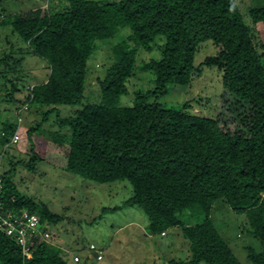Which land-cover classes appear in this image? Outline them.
Returning a JSON list of instances; mask_svg holds the SVG:
<instances>
[{
    "label": "trees",
    "instance_id": "trees-1",
    "mask_svg": "<svg viewBox=\"0 0 264 264\" xmlns=\"http://www.w3.org/2000/svg\"><path fill=\"white\" fill-rule=\"evenodd\" d=\"M66 1L55 12L37 8L2 20L48 64L50 75L33 86L30 96L15 101L19 88L11 82L13 109L0 114V150L18 126L17 115L8 111L16 113L29 102L51 107L46 119L60 107L85 104L58 119L68 132L59 134L67 152L64 169L101 185L128 182L132 196L124 205L145 214L142 224L150 234L181 229L189 243L188 258L162 264H264V53L237 1ZM250 16L254 24L264 25V7L251 9ZM208 42L216 52L196 65L200 46ZM101 45L114 61L99 79L100 102L84 103L88 62ZM5 58L0 61L11 69ZM207 67L216 68L227 92L249 107L240 130L225 131L217 119L190 108H164L157 101L169 85L189 86ZM138 74L152 87L142 86L131 95L128 84ZM1 76L8 75L1 71ZM124 97L132 103L124 104ZM34 133L28 131L33 153L29 172L46 159L37 150ZM14 172L4 170L6 206L37 214L49 229L61 223L63 216L20 193L12 181ZM218 202L244 214L250 237L259 242L257 248L245 247V263L213 221ZM116 209L120 207L104 212ZM0 258L3 264H69L63 248L52 241L37 243L27 258L2 234Z\"/></svg>",
    "mask_w": 264,
    "mask_h": 264
},
{
    "label": "rangeland",
    "instance_id": "rangeland-1",
    "mask_svg": "<svg viewBox=\"0 0 264 264\" xmlns=\"http://www.w3.org/2000/svg\"><path fill=\"white\" fill-rule=\"evenodd\" d=\"M236 1L243 21L249 25L254 41L264 53V25L254 24L250 16L251 9L264 7V0ZM66 5V0H0V60L6 57L11 65V69H8L0 61V114L4 113V108L13 107L8 95L13 91L12 81L19 88L14 91L15 101L30 96L33 86L43 83L50 75L48 64L32 54L19 34L12 33L10 27L2 26V20L37 8L55 12ZM15 47L22 48V52H14ZM215 52L216 48L211 42L202 44L195 64L200 65ZM10 55L13 58L8 57ZM113 61V56L103 45L91 56L84 103L100 102L99 79ZM1 71L9 77L3 78ZM221 81L220 72L216 68L207 67L202 74L193 76L189 86L169 85L167 94L159 96L157 101L164 108H190L196 114L217 119L223 130L235 132L243 128L242 118L249 107L229 94ZM142 86L149 88L152 84L140 74L133 76L128 84L130 94L133 95ZM129 97L123 98L124 104L132 103ZM83 105L60 107L58 112H53L45 119L51 107L29 104V109L23 115L22 140L18 146L9 150L7 156L11 153V157H6L4 162L6 173L15 168L12 181L21 194L46 204L53 213L63 216L61 223L50 226L53 236L50 241L63 248L69 264H77L75 256L81 258L78 264H162L164 260L187 259L190 254L189 243L181 229L168 230L165 234L154 236L142 224L146 218L142 216L145 214L137 207L124 205L132 196V187L128 182L101 185L64 169L67 152L61 146L59 134L65 135L68 132L59 127L58 119L73 115ZM8 113L13 118L16 115L14 110ZM32 129L35 130L33 141L37 150L46 158L37 164L35 172H29L26 166L33 155L28 136V131ZM118 206L120 209L104 212ZM212 218L235 254L245 263V247L249 244L255 248L259 246L258 240L251 238L247 231L249 222L246 216L218 202ZM92 244L102 250V260L98 261L95 253L90 250ZM0 264H3L1 258Z\"/></svg>",
    "mask_w": 264,
    "mask_h": 264
},
{
    "label": "built area",
    "instance_id": "built-area-1",
    "mask_svg": "<svg viewBox=\"0 0 264 264\" xmlns=\"http://www.w3.org/2000/svg\"><path fill=\"white\" fill-rule=\"evenodd\" d=\"M29 109V102L21 105L16 112L18 126L12 136L11 141L0 150V234L11 239L21 247L22 253L27 258L32 256L37 243L42 241L51 242V230L47 224L42 223L40 217L26 209L17 210L6 206L4 199V162L9 150L19 145L22 140V125L24 122V113ZM97 259L102 260V250H99L94 244L90 246ZM75 262L80 261L79 256H75Z\"/></svg>",
    "mask_w": 264,
    "mask_h": 264
}]
</instances>
